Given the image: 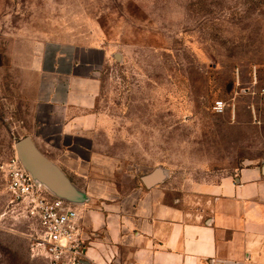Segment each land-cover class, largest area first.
I'll use <instances>...</instances> for the list:
<instances>
[{
	"label": "rangeland",
	"instance_id": "rangeland-1",
	"mask_svg": "<svg viewBox=\"0 0 264 264\" xmlns=\"http://www.w3.org/2000/svg\"><path fill=\"white\" fill-rule=\"evenodd\" d=\"M52 41L112 54L98 109L123 162L190 184L264 160V0H0V264H46L8 212L1 167L28 136Z\"/></svg>",
	"mask_w": 264,
	"mask_h": 264
},
{
	"label": "crops",
	"instance_id": "crops-1",
	"mask_svg": "<svg viewBox=\"0 0 264 264\" xmlns=\"http://www.w3.org/2000/svg\"><path fill=\"white\" fill-rule=\"evenodd\" d=\"M111 56L101 45L44 43L35 107L23 121L89 196L80 208L85 264H264V160L185 184L162 166L111 154L98 109Z\"/></svg>",
	"mask_w": 264,
	"mask_h": 264
},
{
	"label": "built area",
	"instance_id": "built-area-1",
	"mask_svg": "<svg viewBox=\"0 0 264 264\" xmlns=\"http://www.w3.org/2000/svg\"><path fill=\"white\" fill-rule=\"evenodd\" d=\"M214 110L222 113L224 101H216ZM1 168L10 197L8 212L15 213L23 223L20 232L28 243L30 256L46 264H85L87 247L80 208L36 186L16 155Z\"/></svg>",
	"mask_w": 264,
	"mask_h": 264
},
{
	"label": "water",
	"instance_id": "water-1",
	"mask_svg": "<svg viewBox=\"0 0 264 264\" xmlns=\"http://www.w3.org/2000/svg\"><path fill=\"white\" fill-rule=\"evenodd\" d=\"M14 151L36 186L52 197L76 207L81 208L87 205L88 194L72 183L64 171L38 148L30 136L18 139L14 144Z\"/></svg>",
	"mask_w": 264,
	"mask_h": 264
}]
</instances>
